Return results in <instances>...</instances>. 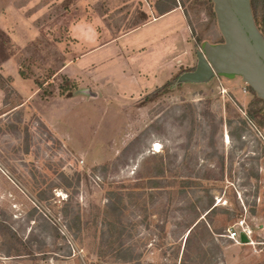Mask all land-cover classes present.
Returning a JSON list of instances; mask_svg holds the SVG:
<instances>
[{
	"label": "rangeland",
	"instance_id": "1",
	"mask_svg": "<svg viewBox=\"0 0 264 264\" xmlns=\"http://www.w3.org/2000/svg\"><path fill=\"white\" fill-rule=\"evenodd\" d=\"M155 1L0 0V73L10 79L0 87V220L29 253L8 256L0 235V264H264V129L248 114L263 103L241 76L184 82L153 100L145 94L128 105L126 145L108 143L117 117L111 131H93L99 116L83 121L80 107L63 122L90 143L71 146L34 109L42 89L19 75L24 55L41 78L59 55L66 63V43L75 41L69 22L100 17L118 35L145 13L149 20ZM181 1L192 69L197 50L223 36L213 0ZM62 77L44 88L59 95ZM240 119L243 135L230 137ZM212 202L209 224L200 222L186 245Z\"/></svg>",
	"mask_w": 264,
	"mask_h": 264
},
{
	"label": "crops",
	"instance_id": "2",
	"mask_svg": "<svg viewBox=\"0 0 264 264\" xmlns=\"http://www.w3.org/2000/svg\"><path fill=\"white\" fill-rule=\"evenodd\" d=\"M148 14L149 20L118 35L96 16L67 24V34L75 41L66 43L68 58L60 72L76 79L79 88L69 98L55 95L32 102L60 140L71 146L90 143L84 137L75 139L71 124L63 122L81 107L83 121L99 116L100 124L90 127L93 131H111L108 125L116 121L110 119L117 117L116 133L111 132L108 143L128 144V134H120L134 125L128 105L192 65L191 28L182 7L163 15L151 9Z\"/></svg>",
	"mask_w": 264,
	"mask_h": 264
},
{
	"label": "water",
	"instance_id": "3",
	"mask_svg": "<svg viewBox=\"0 0 264 264\" xmlns=\"http://www.w3.org/2000/svg\"><path fill=\"white\" fill-rule=\"evenodd\" d=\"M224 41H206L197 50L194 70L182 73L180 83H202L215 75L241 76L264 101V35L256 25L251 0H213ZM248 239L243 236V242Z\"/></svg>",
	"mask_w": 264,
	"mask_h": 264
},
{
	"label": "trees",
	"instance_id": "4",
	"mask_svg": "<svg viewBox=\"0 0 264 264\" xmlns=\"http://www.w3.org/2000/svg\"><path fill=\"white\" fill-rule=\"evenodd\" d=\"M183 7L182 1L181 0H156L154 3V9L160 14L163 15L165 13H168L172 10H174L177 7ZM251 6H252V11H253V15H254V19L256 22L257 27L259 28V30L262 32V34L264 35V0H251ZM186 14V17L188 19V13L187 11H184ZM215 13V11H214ZM147 19V15L146 13L143 14V16L137 20L136 22L133 23V26L136 27L142 23H144ZM216 22V18H214V20ZM189 22V21H188ZM190 24V22H189ZM199 41H203V37L199 38ZM223 40H221L220 42H223ZM215 43H219L215 42ZM29 50V49H28ZM60 59L57 61L56 66L55 67H51L48 69V73L45 76V78H41L39 76H36L32 73L31 71V57H27V56H22L19 59V75L23 78V79H31L33 78L35 80V83L39 86L40 89H42L43 91V95L44 98H48L51 96L55 95V91L53 90H49L47 88H44L45 83L50 80L54 75L57 74V72H59L65 65V58L62 55H59ZM195 68L192 69H181L172 79H170L169 81H167L165 84H163L160 87H157L152 93H150L149 95H147V99L148 100H153L159 96H161L162 94H164L166 91L170 90L171 88L180 85L182 83H180L178 81L180 75L186 71H190V70H194ZM10 79L7 78V80L4 78V76L0 73V87L3 88L6 86V83L9 84ZM79 88V82L76 79H71L67 76H63L62 77V83L58 85V90H59V96L61 97H72L74 95V93L78 90ZM259 102H262L263 104L261 106H259L257 109L255 110H250L248 112L249 117L253 118V119H258L257 124L260 128L264 129V101L260 98H258ZM240 123V127L237 129L236 132L231 131L229 132L230 137H233L234 134L237 133L238 137H241L243 134V132L246 129V120L245 119H240L239 121ZM232 124V121L229 122V125ZM147 131V130H146ZM161 162L158 166V170H159V175H157L158 177L155 179L156 184H160L161 180L163 179L165 170H166V166L165 163L163 161V158L161 157ZM181 181L184 182V179H181ZM213 202L204 210L205 212V216L200 219L197 220V222H195L192 226H190L189 229V234L187 236V240H186V245L187 243H189L191 241V235L193 233V231L196 229V227L200 224V222L205 221V223L203 222L202 225H206V223L209 224L208 221V217L216 212V206H213ZM219 233V232H217ZM0 235L3 239V242L5 244L8 245V256L11 255H16V256H27L29 255V253H25L22 251V249L19 247V245H22V241L18 238L16 232L4 221V220H0ZM241 239L243 240V233L241 236ZM12 252H15V254H12Z\"/></svg>",
	"mask_w": 264,
	"mask_h": 264
},
{
	"label": "built area",
	"instance_id": "5",
	"mask_svg": "<svg viewBox=\"0 0 264 264\" xmlns=\"http://www.w3.org/2000/svg\"><path fill=\"white\" fill-rule=\"evenodd\" d=\"M153 0H141V2H143V4H147L149 7L151 6L150 3H152ZM155 3V2H154Z\"/></svg>",
	"mask_w": 264,
	"mask_h": 264
}]
</instances>
